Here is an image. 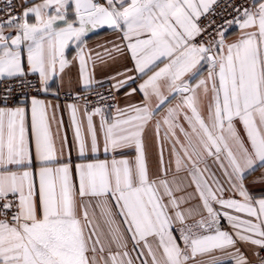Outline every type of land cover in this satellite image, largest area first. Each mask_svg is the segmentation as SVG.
<instances>
[{
    "label": "snow or ice",
    "instance_id": "1",
    "mask_svg": "<svg viewBox=\"0 0 264 264\" xmlns=\"http://www.w3.org/2000/svg\"><path fill=\"white\" fill-rule=\"evenodd\" d=\"M12 7L0 17V264H264V198L245 185L264 168V0ZM104 28L119 42L93 56L85 38ZM72 45L85 88L89 61L127 53L112 87L139 81L128 95L142 96L111 118L66 106L74 166L52 132L58 105L38 98L62 80ZM25 89L30 105L9 106Z\"/></svg>",
    "mask_w": 264,
    "mask_h": 264
},
{
    "label": "crops",
    "instance_id": "2",
    "mask_svg": "<svg viewBox=\"0 0 264 264\" xmlns=\"http://www.w3.org/2000/svg\"><path fill=\"white\" fill-rule=\"evenodd\" d=\"M20 7L24 8L25 6H32L34 3H39L40 0H17ZM86 40V50L91 51L93 56H95L96 52L103 53V49L108 47L110 48L112 44L118 43L119 39L116 33L112 32L111 30L104 28V29H97L90 31L85 38ZM66 55L68 59L70 60V65L65 69V72L62 74V80L60 78L57 79L56 84L53 86L52 90L44 94L43 97H38L40 99H43L46 101V103H50L53 106L58 105L55 109L50 108L49 109V115L51 116L53 111H55V120L51 122L52 132L57 142V148H60V143L62 138L66 135L68 144L67 147L64 149L62 158L67 159L71 157V162L73 166L77 163H80L81 161L78 158L77 149L74 143V135H73V127L70 123V114L69 110L67 109V105L71 104L68 102H62L58 100L56 97L60 92H80V91H86L93 88H96L98 86H109L111 87L119 96L118 106L119 109H124L127 106L131 104H139L142 101V96L138 92L133 95H128V93L131 91V87H136V83L129 82L131 84V87L125 86L121 88L118 92L112 87L113 84L116 83V79H123V77H118V73H122L127 68L132 67V63L128 58L127 53L121 55L119 53L113 52V58H105V61L102 63L99 60L95 62V64L92 63V61H89L88 64V71L91 74L93 78V84L90 88H85L82 84V81L80 79L79 75V62L78 60L73 59V57L76 56V49L75 45H72L69 49L66 50ZM129 75H135V73H129ZM113 77H116V79H113ZM30 105V100L26 102L18 103L14 106H24L25 104ZM80 108V116L83 119V113L85 108L82 106H79ZM115 108V109H117ZM90 111V110H88ZM116 110L112 112H105V114L111 118L113 115H115ZM60 121H63L62 125L60 124ZM94 122L96 123L97 127L99 126V117H94ZM29 124H30V115H29ZM242 132V129H241ZM243 134V132H242ZM155 145L150 140V147H149V153H150V160L153 164V167L155 166ZM133 155L132 152H127L126 157L131 158ZM100 158L103 159L104 155L101 152ZM209 164H211V161H209ZM213 171L216 172L217 176L220 177V172L216 169V167L213 165ZM187 183V181H185ZM245 185L249 191V193L254 198H264V168L259 169L255 171L252 175L248 176V179L245 181ZM188 193H191L193 197H195V192L193 188H189ZM184 193H177V195H183ZM230 195V193H229ZM198 198H194L192 200V204H198ZM220 227L222 230L225 231H231L227 221L222 220ZM215 255L220 256L221 253L217 252ZM204 261V264H209V261L211 257L205 256L201 258Z\"/></svg>",
    "mask_w": 264,
    "mask_h": 264
},
{
    "label": "built area",
    "instance_id": "3",
    "mask_svg": "<svg viewBox=\"0 0 264 264\" xmlns=\"http://www.w3.org/2000/svg\"><path fill=\"white\" fill-rule=\"evenodd\" d=\"M7 0H0V17H6L7 8H6ZM12 11L14 14L21 13L23 8L20 7L17 0H12ZM35 82V77H32ZM3 88V85L0 84V89ZM24 92H27L28 95L25 96L20 90L17 91L16 96L12 101H10L9 106H14L21 102H26L31 99L32 95H37L35 89H25ZM45 93H40L38 97H43ZM118 94L109 86H98L96 88L80 91V92H60L56 97L58 100L62 102L75 103L78 106H82L87 108V110H92L95 107H104L105 112H112L116 110L118 106L119 96ZM103 97V101L101 100Z\"/></svg>",
    "mask_w": 264,
    "mask_h": 264
}]
</instances>
